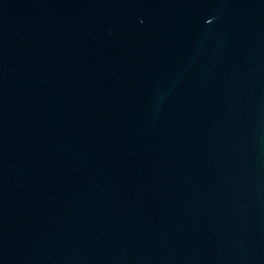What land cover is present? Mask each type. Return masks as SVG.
I'll list each match as a JSON object with an SVG mask.
<instances>
[{
	"label": "water",
	"instance_id": "water-1",
	"mask_svg": "<svg viewBox=\"0 0 264 264\" xmlns=\"http://www.w3.org/2000/svg\"><path fill=\"white\" fill-rule=\"evenodd\" d=\"M0 264H264V0H0Z\"/></svg>",
	"mask_w": 264,
	"mask_h": 264
}]
</instances>
